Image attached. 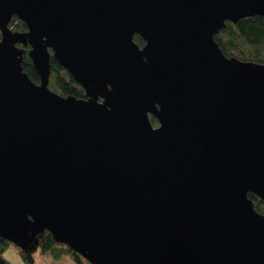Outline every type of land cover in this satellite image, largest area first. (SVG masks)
I'll return each instance as SVG.
<instances>
[{"label": "water", "instance_id": "water-1", "mask_svg": "<svg viewBox=\"0 0 264 264\" xmlns=\"http://www.w3.org/2000/svg\"><path fill=\"white\" fill-rule=\"evenodd\" d=\"M255 15L264 0H0V236L48 230L91 264H264V63L214 39ZM52 56L86 98L49 88Z\"/></svg>", "mask_w": 264, "mask_h": 264}, {"label": "trees", "instance_id": "trees-1", "mask_svg": "<svg viewBox=\"0 0 264 264\" xmlns=\"http://www.w3.org/2000/svg\"><path fill=\"white\" fill-rule=\"evenodd\" d=\"M8 27L16 33L28 31L27 24L17 15L12 16ZM1 38L2 32L0 30ZM214 39L223 53L228 57H236L247 62L264 63L263 15L244 17L237 22L226 21L225 26L214 35ZM134 40L140 46L145 44V40L139 34L134 35ZM16 44L23 49V70L28 73L33 81L39 83L40 77L29 56L31 46L20 42ZM51 53L53 52L51 51ZM49 88L63 96L73 95L77 98H86V92L83 87L53 56L51 57ZM150 120L154 126L159 125L157 118L153 115H150ZM248 196L251 198L255 209L264 214V200L253 192H249ZM12 244L14 243L0 236V254ZM17 249L28 264H35L34 252L37 250L44 254H50L56 259H60L64 254H69L77 264H91L81 254L72 250L64 243L56 241L48 230L40 233L36 241L28 245L27 248L22 249L17 246Z\"/></svg>", "mask_w": 264, "mask_h": 264}, {"label": "rangeland", "instance_id": "rangeland-1", "mask_svg": "<svg viewBox=\"0 0 264 264\" xmlns=\"http://www.w3.org/2000/svg\"><path fill=\"white\" fill-rule=\"evenodd\" d=\"M4 264H28L20 255L15 244L10 245L0 254ZM35 264H77L69 254H64L60 259H56L50 254L41 253L39 250L34 252Z\"/></svg>", "mask_w": 264, "mask_h": 264}, {"label": "flooded vegetation", "instance_id": "flooded-vegetation-1", "mask_svg": "<svg viewBox=\"0 0 264 264\" xmlns=\"http://www.w3.org/2000/svg\"><path fill=\"white\" fill-rule=\"evenodd\" d=\"M158 126V125H157Z\"/></svg>", "mask_w": 264, "mask_h": 264}]
</instances>
